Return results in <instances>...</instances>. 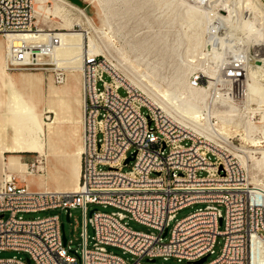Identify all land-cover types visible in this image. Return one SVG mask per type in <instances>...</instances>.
Instances as JSON below:
<instances>
[{
	"label": "built area",
	"instance_id": "obj_1",
	"mask_svg": "<svg viewBox=\"0 0 264 264\" xmlns=\"http://www.w3.org/2000/svg\"><path fill=\"white\" fill-rule=\"evenodd\" d=\"M37 11L36 0H0V35L39 33ZM73 30L89 35L79 25ZM43 32L41 38L10 42L9 69L52 70L55 83L62 84L66 73L51 60L61 40ZM240 70L241 62L233 61L226 76L239 78ZM82 90L79 190L37 189L17 175L0 182V251L29 256V262L14 256L0 258V264H155L157 258L193 264L204 256L203 264H264V192L254 188L242 163L233 165L234 155L216 157L221 147L157 107L142 90L132 89L111 64H101L99 54L83 56ZM133 154L131 169L125 171ZM40 162L36 159L31 170L43 173ZM89 205L115 210L95 208L90 215ZM195 205L203 207L177 220L178 211ZM74 208L83 213L76 254L70 241L63 242L59 214L22 215L54 209L71 215ZM129 221L149 232L132 229ZM88 225L94 229L91 246ZM219 237L224 239L221 252L209 260Z\"/></svg>",
	"mask_w": 264,
	"mask_h": 264
},
{
	"label": "rangeland",
	"instance_id": "obj_2",
	"mask_svg": "<svg viewBox=\"0 0 264 264\" xmlns=\"http://www.w3.org/2000/svg\"><path fill=\"white\" fill-rule=\"evenodd\" d=\"M99 1L106 10L105 18L101 16L98 9V2L96 0H45L44 10L40 11L38 9L37 11V24L39 25V27L47 31L65 30L68 32H70L69 30L72 31V29H76L77 25L81 27L85 26L83 29L86 28L87 30H89V35H85V44L87 46V49L88 47L90 49L93 47L98 48L101 51H99V55L103 56L110 64L112 63L113 67L115 66L116 68H114L121 75H125V69L129 70L132 75L143 82V84L150 92L159 97L162 96V92L171 91L172 89H174L173 81L176 76V69L178 67V64L180 63L179 53L181 52V57L188 59V63H191L192 57L194 55H196L195 57H199V53L202 50H206L205 48H202L203 45H196L193 38L188 39V41L185 42L180 49H178L179 51L174 50L173 41L178 36L180 25L178 22L172 21L174 14L171 10L166 9L165 3L167 0ZM186 2L189 3L190 0ZM256 4L257 6L264 8V0H256ZM70 5H72L73 8ZM78 10L85 14V16H87L94 23L95 29L92 30V28L86 25L83 15ZM56 13L63 15L61 20L54 16ZM242 17H245V15H243ZM240 18L241 13L239 14L238 22L243 19ZM261 27H264V23L263 26L261 25ZM78 31L80 32V30ZM262 32L264 34V28L262 29ZM165 34L167 41H161L162 37ZM205 35V32H200V37L202 38V40H205ZM71 37L72 36H68L66 38ZM137 37H139V39L141 40L149 39L150 41L152 40V38H156V41L154 43L155 48L152 51L145 53L148 55V58L144 61L137 60L136 55L139 54V50L136 53L131 50L132 47L137 46V44H135V40L137 39ZM73 38L75 39L78 37L75 36ZM192 39L193 41H191ZM188 43L189 45H187ZM248 45L249 53H251L254 50V44L252 41H249ZM6 46V40L2 35H0V120L4 121L5 119L6 84L10 83L16 86L17 83L13 76H21L23 77L22 83L27 84L24 87L26 89H24L22 93L23 97L26 100L27 104L33 107L36 111V117L41 125L43 126L44 122L50 123L54 119L55 114H57L58 118H60L65 123V127H63V125H59L56 139H53V141L51 142L52 149L50 147V140L48 141L47 139V143L43 151L48 155V162L46 163V165H48L47 168H45L46 170L44 169L43 173L38 171L36 168H34V170H31L30 165L36 159H38L36 153L23 152L20 153L21 156L20 154H18V157H15L14 159L18 162L16 170H10L6 164V162L10 159V155L12 153H5V157L0 158V182L6 179L8 175H17L21 178L28 176L31 178V181L28 184L33 188L75 191L77 189H74V182L68 176V150L70 149V145L68 143L72 142L75 135H77L76 131L79 127H81L83 115L81 107L82 104L80 103L78 105L73 101L71 91L76 89L77 81V86H79L81 92L83 72L82 74H80V71L74 72L73 69L71 70V67H75L74 65L63 64V66L65 65V67H70V69H63L66 73V81L62 84H57L54 81L52 70L30 71L6 69L4 67ZM243 46L239 51L240 53L243 51L246 45ZM189 47H191V49ZM194 47L195 53L193 55H190L193 53L192 51ZM165 48H167L166 52H164ZM121 50L125 51L129 55V60L124 61V59L121 58ZM188 50H192L190 51L191 53L188 52ZM64 51L65 50H62L63 57H70L77 54V51L72 49H68V51H66L65 53ZM90 51L93 52L92 50ZM261 52H259L260 55L258 57L264 59V51ZM230 53L231 54H229L228 58H226V65L221 66L216 74L218 75V78H225V67L232 60H235L232 50ZM189 56L191 59L189 58ZM162 57L164 61L162 63H158ZM249 62H252L250 56ZM75 64L76 66L79 65L78 62H76ZM211 64L212 59L207 61V66ZM8 65L10 66V59ZM190 67L191 69L189 70ZM184 69L186 70L185 81L190 83L194 88H201L205 90L207 94L205 102L199 104L201 115L197 119L198 123L201 126L206 127V119L203 116L205 114L211 115L210 122L213 128L217 131V134L213 133L212 130H206L198 134L202 135L206 139L213 141L219 147H221V149L229 152L237 159H239L240 163H242V165L246 168L249 181L252 183V185H264V156L259 153V151L264 149V126L262 124L263 113L258 109L259 105L255 95L247 89L249 80L244 78V94L237 96L233 87H231L229 84H222L220 81H217L215 79L212 80L209 74L204 72L202 69L196 67L193 68V66L191 65H186ZM255 72L258 73V71ZM255 72L253 73L254 78L257 77V73L255 74ZM144 74H148L149 78L154 81V83L145 78ZM194 77L198 79V85L194 84ZM140 90L144 92L143 89L140 88ZM55 91L59 92L58 96L55 94ZM120 93L122 95L125 94L124 90H121ZM144 93L146 94V92ZM80 94H82V92ZM223 98H228L229 100L227 101L230 103L233 109H235L233 112L230 111L231 116L229 114L230 112L222 114V110L226 108V105L222 104L218 100ZM51 110L55 111V113ZM167 111L173 116H176V114L172 110ZM225 115L228 117H226ZM222 116L226 118H223ZM70 122L71 125L68 124ZM246 122L254 126L252 131H244L243 124ZM188 126L189 128H191V125ZM82 135L83 128H81L80 130L81 139H83ZM256 142H259V144H254ZM132 164L133 161H131L128 166H125L124 170L129 171ZM52 171H55L53 180H49L50 175H48V184L46 188H44L39 184V180H43L46 177L45 174H50ZM28 173H30V175ZM201 174H204V172H202ZM200 207H203V205L186 207L178 211L176 215L177 220H181L187 217L189 214ZM95 208L107 212H112L115 210L112 207L104 209L103 207L98 205H89V212ZM53 214H59L62 222H64L65 233L67 240L70 241L71 250L75 251L76 249H80V244L82 242L81 232L83 230V213L81 208H74L71 210L69 221H67L66 219L67 212H64L60 209L47 210L37 213H24L22 215L25 219H35L38 217L42 218ZM174 224L175 222L171 223L170 230L174 226ZM129 225L134 230L149 232L148 227L137 222L129 221ZM87 233L89 235V246H91L92 236H94V229L91 225H88ZM223 244L224 239L222 237H219L215 246V254L211 255L209 257V260L214 259L220 254ZM109 250L123 256L124 258H131L130 255L123 254L122 250L120 249L109 247ZM14 256L21 257L26 261L29 258V256L23 252H17L13 250L0 251V258H12ZM152 263L187 264V261H183L180 263L173 258L169 259L168 261H165L163 258H157ZM30 264L36 263L34 261H31Z\"/></svg>",
	"mask_w": 264,
	"mask_h": 264
},
{
	"label": "bare ground",
	"instance_id": "obj_3",
	"mask_svg": "<svg viewBox=\"0 0 264 264\" xmlns=\"http://www.w3.org/2000/svg\"><path fill=\"white\" fill-rule=\"evenodd\" d=\"M96 1L98 2V9L101 16L105 18V8L99 0ZM186 1L189 0H177V2L176 0H167L165 3L166 9L171 10L174 14L172 21H176L180 25L178 36L173 41L174 50L180 49L181 46H183L184 43L187 42L190 38H193L195 40L196 45H203L202 48H205L206 50H202L203 52L201 51L199 53V57H195L196 55H194L191 60L192 62L190 61L191 63H188V59L181 57V52L179 53L180 63L178 64V67L176 69V76L173 81L174 89H172L171 91L162 92V96L159 97L154 93L150 92L147 87L143 84V82L140 81V79H138L134 75H132L129 70L125 69V75L123 77L132 85V89H143L144 92H146L147 97L151 100L153 104H155L157 107L167 113H169L167 110H172L176 114V116H174L176 119H178L181 123L185 124L188 128V125H191L192 129H189L193 130L197 134L206 130H212L213 133L217 134V131L213 128L210 122L211 115L205 114L203 116L206 119V127H203L198 123L197 119L201 115L199 104L205 102L207 94L205 90L201 88H194L190 83L185 81V66L191 65L193 66V68L196 67L202 69L204 72L209 74L212 80L215 79L217 81H220L222 84H229L231 87H233L237 96L244 94L245 88L243 82L245 79H248L249 83L247 85V89L255 95L258 101V109L263 113L262 124L264 126V59L258 57L260 55L259 52L264 51V34L262 32V29L264 27H261V25L263 26L264 23V8L257 6L256 0H190L189 3ZM36 2L38 5V9L40 11H43L45 0H36ZM70 6L73 8L72 5ZM78 11L83 15L86 25L92 28V30L95 29L94 23L80 10ZM240 13L241 18L243 19L238 22ZM243 15H245V17H242ZM54 16L61 20L63 15L56 13ZM43 31L47 30L41 29L39 33H36L34 35L30 33H19L9 34L7 37H4L7 42V46L5 47L6 53L4 67L6 69H9L8 64L9 59H11V54L9 51L10 42L18 43L19 37H23L25 39H32L33 37L41 38L44 36ZM49 31L55 33L56 36L61 40L60 45L56 48L51 57L52 62L59 68L70 69V67H65V65L71 64L75 66L71 67V70L73 69L74 72L80 71V74H82L84 54H99L100 50L98 48L93 47L90 49L88 47L87 49V46L85 44V35L87 36V34L85 30L84 32L74 31L73 29L72 31L69 30L70 32L65 30ZM200 32H205V40H202V38L200 37ZM68 36L72 37L66 38ZM75 36H77L78 38L74 39L73 37ZM193 39L191 41H193ZM162 40L167 41L166 34L162 37L161 41ZM135 41V44H137V46L132 47L131 50L135 53L139 50V54L136 55L137 60L144 61L148 58V55L145 53L150 52L155 48L154 43L156 41V38H152V40L150 41L149 39L141 40L139 39V37H137ZM249 41H252L254 44V50L251 53H249L248 49ZM187 45H189V43ZM243 45L246 46L240 53L239 51L242 49ZM189 48L191 49V47ZM68 49L77 51V54L70 57H63L62 50H65V53L66 51H68ZM90 50H92L93 52H91ZM166 50L167 48L164 49V52H166ZM231 50L234 53L232 54L235 57V60H232L225 67V78H218V75L216 74L221 68V66L226 65V58H228L229 54H231ZM190 51L188 50V52ZM192 52L193 53L190 55H193L195 53V47L193 48ZM120 54L121 58H123L124 61L129 60V55L125 51L121 50ZM249 56L252 59L251 63L249 62ZM210 59H212V64L207 66V61ZM163 61L164 59L162 57L158 63H162ZM233 61L241 62V76L239 78H228L226 76V73L228 72V67ZM76 62L79 63L78 66H76ZM63 64L65 65L63 66ZM101 64L110 63L103 56H101ZM190 69L191 67L189 68V70ZM255 71H258V73ZM254 72L255 74L257 73L256 78L253 77ZM144 77L147 78L150 82L154 83V81L149 78L148 74H144ZM23 90L24 89L19 88L17 85L15 86L10 83L6 84L5 119L4 121L0 120V158L5 157V153H12L10 155V159L6 162V164L10 170H16L18 162L14 160L15 157H18V154L23 152H32L37 154L38 160L41 161L40 167L45 169L48 165H46V163L48 162V155L43 150L46 146L47 139L48 141L50 140V147L52 149L51 142L53 141V137L57 134L59 125H63V127H65V123L60 118H58V115L56 114L54 119L50 123L44 122V125L42 126L36 117V111L33 107L29 106L26 100L24 99L22 94ZM81 92L82 94H80ZM81 92L79 86H77L76 81V89L71 91L72 99L78 105L80 103L82 104L81 107L83 115L81 127H79L76 131V138L80 137V130L81 128H83L84 120V98L82 89ZM55 94L58 96L59 92L55 91ZM227 100L229 99L223 98L218 100L222 104L226 105V108L222 110V114L229 113L230 111L233 112L235 110ZM229 114L231 116V112ZM68 124L71 125V122ZM253 127L254 126L252 124H249L248 122L243 124L244 131L246 132L252 131ZM7 131H10L11 134H9ZM254 144L258 145L259 142H256ZM83 151V139H81L80 137V145L78 146V148L68 153V176L71 180H73L75 185L74 189L77 190L69 191L57 189L56 191L76 192L79 190ZM259 153L264 156V149L259 151ZM223 156H231V154L223 149H216V157ZM233 165H241L239 159L233 158ZM28 174L30 175V173ZM50 174L55 175V173ZM50 174H45L46 177L44 178V188H46L48 184L47 176ZM254 188L256 190L264 192L263 184L260 186L254 185Z\"/></svg>",
	"mask_w": 264,
	"mask_h": 264
},
{
	"label": "crops",
	"instance_id": "obj_4",
	"mask_svg": "<svg viewBox=\"0 0 264 264\" xmlns=\"http://www.w3.org/2000/svg\"><path fill=\"white\" fill-rule=\"evenodd\" d=\"M13 78L15 79V81H16V83H17V86L19 87V88H21V89H26V88H24L25 87V85H27V84H25V83H22V78L23 77H21V76H18V77H14L13 76ZM52 111V110H51ZM52 112H54L55 113V111H52ZM56 115V114H55ZM9 134H11L10 133V131H7ZM53 139H56V135H54V137H53ZM69 145H70V149L68 150L69 152L70 151H72V150H75V149H77L78 148V146L80 145V137H75L74 138V140L72 141V142H69L68 143ZM55 149V148H54ZM83 149V148H82ZM68 152V153H69ZM82 153V152H81ZM21 156V155H20ZM23 156V155H22ZM51 173H55V171H52ZM53 174H50V179L49 180H53ZM21 180H23V181H26L27 183H29L30 181H31V178L30 177H24V178H21V177H19ZM52 178V179H51ZM40 181V185L41 186H43L44 184H45V180L43 179V180H39Z\"/></svg>",
	"mask_w": 264,
	"mask_h": 264
},
{
	"label": "water",
	"instance_id": "obj_5",
	"mask_svg": "<svg viewBox=\"0 0 264 264\" xmlns=\"http://www.w3.org/2000/svg\"><path fill=\"white\" fill-rule=\"evenodd\" d=\"M134 156H135V154H133L132 156H130L126 160V163H129L130 161H132L133 158H134ZM92 213H93V210L90 211V215H92ZM66 219H67V221L70 220V212L69 211H67ZM62 235H63V242L66 245V243H67V237H66V233H65V224H64V222L62 223ZM72 253L76 254V251H72ZM207 258H208V256H204L200 260L193 262V264H203L204 262H206ZM28 262H29V260H28Z\"/></svg>",
	"mask_w": 264,
	"mask_h": 264
}]
</instances>
